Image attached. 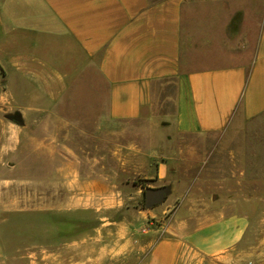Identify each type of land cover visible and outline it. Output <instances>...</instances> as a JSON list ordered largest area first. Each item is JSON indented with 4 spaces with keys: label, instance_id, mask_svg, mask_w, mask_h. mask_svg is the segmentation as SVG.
<instances>
[{
    "label": "crops",
    "instance_id": "0c3cea01",
    "mask_svg": "<svg viewBox=\"0 0 264 264\" xmlns=\"http://www.w3.org/2000/svg\"><path fill=\"white\" fill-rule=\"evenodd\" d=\"M200 40L223 48L218 61L197 56ZM159 81L176 85L172 117L179 132H223L263 115L264 0H0L2 144L7 119L20 134L26 118L46 117L57 103L89 101L84 98L100 96L103 86L109 119L140 118L153 109ZM55 147L46 142L36 149L48 154L40 166L55 164ZM63 156L57 165L76 164ZM155 169L162 179L168 163L158 160ZM81 188V194L108 190L99 179ZM183 211L179 207L168 223L143 232L115 219L102 229L109 243L94 261L233 264L236 247L251 233L249 215H200L194 226Z\"/></svg>",
    "mask_w": 264,
    "mask_h": 264
},
{
    "label": "rangeland",
    "instance_id": "374dc122",
    "mask_svg": "<svg viewBox=\"0 0 264 264\" xmlns=\"http://www.w3.org/2000/svg\"><path fill=\"white\" fill-rule=\"evenodd\" d=\"M201 25L202 16V32ZM197 50L210 63L223 52L202 40ZM153 89V109L137 119H109L104 86L100 96L83 97L89 101L57 103L46 117L26 118L20 134L7 119L0 142V264H99V248L109 243L101 231L112 221L125 219L143 232L168 223L181 206L194 226L200 215L247 213L251 233L236 247L233 264H264V114L241 128L183 133L173 126L175 83L159 81ZM46 142L56 146L60 161L40 166L48 154L36 149ZM63 155L76 164L57 165ZM158 160L168 163L162 179ZM95 179L107 192L81 194ZM147 187H168L172 194L146 207ZM149 208L155 209L147 216Z\"/></svg>",
    "mask_w": 264,
    "mask_h": 264
},
{
    "label": "water",
    "instance_id": "95a60500",
    "mask_svg": "<svg viewBox=\"0 0 264 264\" xmlns=\"http://www.w3.org/2000/svg\"><path fill=\"white\" fill-rule=\"evenodd\" d=\"M18 123H21L18 118H13ZM170 193V189L168 187H158V188H151L147 187L144 190V197H145V206L152 207L159 203H161L166 196Z\"/></svg>",
    "mask_w": 264,
    "mask_h": 264
}]
</instances>
